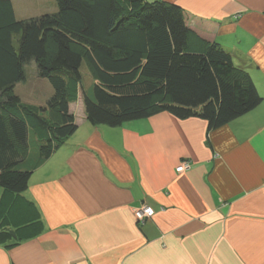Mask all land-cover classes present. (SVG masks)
Listing matches in <instances>:
<instances>
[{
	"label": "crops",
	"instance_id": "0c3cea01",
	"mask_svg": "<svg viewBox=\"0 0 264 264\" xmlns=\"http://www.w3.org/2000/svg\"><path fill=\"white\" fill-rule=\"evenodd\" d=\"M161 1L233 54L260 105L208 132L203 120L168 113L92 125L79 98L76 130L40 164L29 134L21 169H35L24 196L42 231L0 245V264H264V0ZM183 162L189 170L177 173ZM145 205L154 215L140 224L133 213Z\"/></svg>",
	"mask_w": 264,
	"mask_h": 264
},
{
	"label": "trees",
	"instance_id": "16d2710c",
	"mask_svg": "<svg viewBox=\"0 0 264 264\" xmlns=\"http://www.w3.org/2000/svg\"><path fill=\"white\" fill-rule=\"evenodd\" d=\"M54 1V15L19 20L12 1L0 0V245L8 248L42 231L39 211L24 196L35 169H21L29 134L40 164L76 130L70 106L79 98L92 125L117 127L168 113L203 120L208 132L262 101L233 54L189 29L175 4ZM83 62L94 79L90 92L83 89ZM31 65L51 87L42 107L15 93Z\"/></svg>",
	"mask_w": 264,
	"mask_h": 264
},
{
	"label": "rangeland",
	"instance_id": "374dc122",
	"mask_svg": "<svg viewBox=\"0 0 264 264\" xmlns=\"http://www.w3.org/2000/svg\"><path fill=\"white\" fill-rule=\"evenodd\" d=\"M13 6L15 7V11L17 10L16 17L18 19H29L30 17H37L41 16L43 14H49L54 15L56 13V5L53 6L54 11H52V5L55 3L54 0H50L52 2L51 4L41 2V0H11ZM50 2V3H51ZM23 15L24 17H21ZM31 65L28 68L27 71V80L26 83L19 84L16 89L15 93L21 97V101L24 103H31L35 106H42V104L46 103V97L47 93L51 91V87L47 80L41 79L44 81V86L38 83L36 85V79H37V71L35 67H32ZM81 74H82V83H83V89L85 91L90 92L92 88V84L94 82V79L88 69V66L86 62H83L82 68H81ZM49 96V95H48ZM81 99V98H80ZM77 106V105H76ZM75 107V106H74ZM78 109V107H76ZM146 206V205H145Z\"/></svg>",
	"mask_w": 264,
	"mask_h": 264
},
{
	"label": "built area",
	"instance_id": "2783aa9c",
	"mask_svg": "<svg viewBox=\"0 0 264 264\" xmlns=\"http://www.w3.org/2000/svg\"><path fill=\"white\" fill-rule=\"evenodd\" d=\"M190 168V163L189 162H183L177 169V173H183ZM134 217L135 219L140 222L144 223L146 220H149L153 217L154 212L150 207L147 206H142L141 208L137 209L134 211Z\"/></svg>",
	"mask_w": 264,
	"mask_h": 264
},
{
	"label": "bare ground",
	"instance_id": "6f19581e",
	"mask_svg": "<svg viewBox=\"0 0 264 264\" xmlns=\"http://www.w3.org/2000/svg\"><path fill=\"white\" fill-rule=\"evenodd\" d=\"M154 212V211H153Z\"/></svg>",
	"mask_w": 264,
	"mask_h": 264
}]
</instances>
